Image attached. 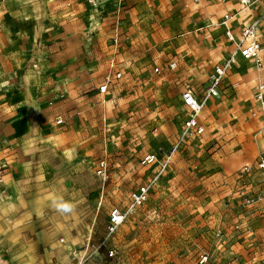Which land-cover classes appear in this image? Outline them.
<instances>
[{
	"label": "rangeland",
	"instance_id": "obj_1",
	"mask_svg": "<svg viewBox=\"0 0 264 264\" xmlns=\"http://www.w3.org/2000/svg\"><path fill=\"white\" fill-rule=\"evenodd\" d=\"M64 8L63 0H0V197L10 179L33 191L40 230L66 247L60 264H264V181L251 134L227 119L216 118L215 129L202 114L204 136L180 145L146 203L129 212L109 241L113 257L92 253L109 210L125 209L145 182L143 155L159 160L176 140L189 83L179 67L164 68L176 57L171 41L164 50L150 37L132 52L135 71L127 67L99 98L106 52L68 41ZM69 211L80 225L71 238L62 227Z\"/></svg>",
	"mask_w": 264,
	"mask_h": 264
},
{
	"label": "crops",
	"instance_id": "obj_2",
	"mask_svg": "<svg viewBox=\"0 0 264 264\" xmlns=\"http://www.w3.org/2000/svg\"><path fill=\"white\" fill-rule=\"evenodd\" d=\"M93 1L95 6L90 5L88 0H63V16L68 18V41L77 39L85 51L95 48L97 52H106L105 70L108 71L112 65V71H120L123 76L129 66V70L135 71V65H129L130 61H134V49L144 47L150 37H153L156 38L158 47L164 46L166 50L169 39L176 57L169 59L164 68L168 70L167 65L175 62L176 69L179 67L180 73L188 78L186 83L189 84L184 88H192L195 96L199 98L207 87V76L213 67L223 66L233 51L234 46L226 41V33L237 35L241 28L264 14V0H250L251 4L247 7L241 6L239 0ZM226 15L231 19L223 24ZM257 33L261 45L260 70L237 56L236 64L227 72L218 87V96L206 101L201 114L206 116L211 126L215 125L213 121L217 118L218 121L227 119L246 128V132L251 134L256 157L259 158L264 154V110H260L255 96L258 85L264 84V28L260 27ZM121 79L122 77L109 87V92ZM102 80L96 86V95L99 98L103 97L97 92ZM234 82L238 86L232 89L230 85ZM69 87L70 97L74 99L77 89L74 86ZM199 123L202 125L200 118ZM214 127L216 129V125ZM248 134L245 133V138ZM203 136L204 134L194 140H200ZM174 142L175 138L169 145V151L158 163L166 159ZM58 150H69V146H58ZM174 156L175 153L164 176L169 171ZM155 167L156 165L144 167L148 170L144 181L156 170ZM31 193L33 191H30V194L19 192L11 179L5 181L0 197V264H60L58 258L67 254L63 250L66 248L64 245L56 244L54 233L50 232L51 236L47 237V234L40 230L39 218L36 216L39 208L32 204L34 202L30 198ZM45 205L55 207L53 204ZM78 222L77 216L69 211L67 224H64L65 219L62 221L65 236L72 237L68 235L70 230L78 232ZM100 238L101 236L95 244ZM98 261L99 259H92L89 264H98Z\"/></svg>",
	"mask_w": 264,
	"mask_h": 264
},
{
	"label": "built area",
	"instance_id": "obj_3",
	"mask_svg": "<svg viewBox=\"0 0 264 264\" xmlns=\"http://www.w3.org/2000/svg\"><path fill=\"white\" fill-rule=\"evenodd\" d=\"M240 5L247 7L251 4L250 0H239ZM88 3L95 6L93 0H88ZM231 17L228 15L224 16L223 24L229 21ZM264 14L258 20L253 21L247 26L241 28L238 34L226 33V41L234 46L233 51L227 58V61L223 66H214L211 72L207 76V87L203 90L201 97L195 96L192 88L185 87L181 92V104L186 111L185 118L181 124L178 136L167 155L166 159L158 163V159L153 154L145 155L140 164L143 167H152L156 165V170L153 171L152 175L144 183L138 185L128 195V201L125 209L113 207L109 210L107 215V221L105 224L104 232L99 241L94 245V251H104L106 258L113 257V250L109 244L110 239L118 232L121 226L124 224L129 212L134 209L141 208L149 198L150 193L158 183L159 179L164 175L170 159L173 154L177 151L180 145L188 138L196 139L200 138L204 134V126L199 123L200 114L204 108L206 101L218 96V87L221 85L223 79L226 77L227 72L236 64L237 56L244 62L253 64L257 70H260V52L261 45L258 42V30L264 28ZM115 41V40H114ZM176 63L170 62L167 65L168 70L176 69ZM155 73H159L158 68H154ZM121 72L112 71V65L103 77L102 82L97 87V92L100 95H107L109 93V87L115 81L121 78ZM264 84L258 85V92L256 93V100L259 104L261 111L264 110ZM62 123L61 118H57L55 121L56 125ZM264 151V149H263ZM106 162L105 160H98L95 164V174L99 177L105 176ZM257 169L264 181V154L261 155L257 160ZM264 200V196L259 198ZM92 254H85L84 258L87 260ZM207 260L206 256L200 258V262L203 263Z\"/></svg>",
	"mask_w": 264,
	"mask_h": 264
},
{
	"label": "flooded vegetation",
	"instance_id": "obj_4",
	"mask_svg": "<svg viewBox=\"0 0 264 264\" xmlns=\"http://www.w3.org/2000/svg\"><path fill=\"white\" fill-rule=\"evenodd\" d=\"M99 252H101L102 256H104V251H99ZM105 263H106V261L103 264H105Z\"/></svg>",
	"mask_w": 264,
	"mask_h": 264
},
{
	"label": "bare ground",
	"instance_id": "obj_5",
	"mask_svg": "<svg viewBox=\"0 0 264 264\" xmlns=\"http://www.w3.org/2000/svg\"><path fill=\"white\" fill-rule=\"evenodd\" d=\"M80 264V263H79Z\"/></svg>",
	"mask_w": 264,
	"mask_h": 264
}]
</instances>
